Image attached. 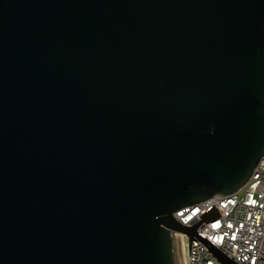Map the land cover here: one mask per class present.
I'll return each instance as SVG.
<instances>
[{
	"label": "water",
	"instance_id": "water-1",
	"mask_svg": "<svg viewBox=\"0 0 264 264\" xmlns=\"http://www.w3.org/2000/svg\"><path fill=\"white\" fill-rule=\"evenodd\" d=\"M263 157L264 0H0V264H184Z\"/></svg>",
	"mask_w": 264,
	"mask_h": 264
},
{
	"label": "built area",
	"instance_id": "built-area-1",
	"mask_svg": "<svg viewBox=\"0 0 264 264\" xmlns=\"http://www.w3.org/2000/svg\"><path fill=\"white\" fill-rule=\"evenodd\" d=\"M215 209L217 217L204 219ZM185 225H197L198 237L180 233L184 264H222L215 251L236 264H264V157L236 192L216 194L174 213Z\"/></svg>",
	"mask_w": 264,
	"mask_h": 264
}]
</instances>
